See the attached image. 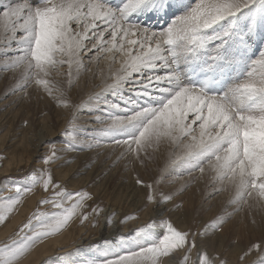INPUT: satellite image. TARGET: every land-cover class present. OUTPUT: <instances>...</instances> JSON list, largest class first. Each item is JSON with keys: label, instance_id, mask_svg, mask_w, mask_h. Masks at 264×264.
I'll return each mask as SVG.
<instances>
[{"label": "snow or ice", "instance_id": "snow-or-ice-1", "mask_svg": "<svg viewBox=\"0 0 264 264\" xmlns=\"http://www.w3.org/2000/svg\"><path fill=\"white\" fill-rule=\"evenodd\" d=\"M0 68L15 80L8 94L31 89L71 109L62 146L104 147L125 167L162 161L149 182L136 180L151 222L64 251L59 264H161L177 254L179 264H230L197 237L235 213L264 212V0H0ZM85 72L99 83L75 103L72 85ZM86 103L101 129L75 123ZM62 151L53 145L39 169L0 183V224L38 186L48 193L38 204L51 206L0 242V264H19L38 242L104 212L88 211L92 194L69 190L47 167ZM185 174V186L206 179L210 195L230 193L203 232L162 214ZM253 252L249 264H264V241L241 264Z\"/></svg>", "mask_w": 264, "mask_h": 264}, {"label": "rangeland", "instance_id": "rangeland-1", "mask_svg": "<svg viewBox=\"0 0 264 264\" xmlns=\"http://www.w3.org/2000/svg\"><path fill=\"white\" fill-rule=\"evenodd\" d=\"M3 71H5V70L3 68H0V72H3ZM7 81H8L7 85H11V87L13 86V84L15 82V81L10 82L8 79H7ZM3 90H5V88L1 90V93L3 92ZM38 99H41L42 101L38 100ZM45 100H46L45 98L43 100L42 98H39V97L37 99H33V97H31L30 102L32 101L33 104L31 103V105H30L32 107L30 115L32 116L33 120L31 121V124H30L31 127L30 126L27 127L26 130L23 129V125H25L24 124L25 122H23V110L19 111L20 113L21 112L22 113L21 114L18 113L16 115L15 119L11 118V119H9L10 121L7 119L0 126V183H2L8 177H12L13 179H19L23 175L29 174L32 170L39 169L40 166L43 165V163H44V157L49 154V149L53 145H55L57 148L62 147L60 142L65 140L64 129L68 126L70 115L68 114L69 117L67 116V121L65 120L66 124L63 125L62 127H59L58 124L61 125V123L64 122L62 119L65 116L61 117V115H58V122H57L55 120L54 108H53V106H49V105H52V103H54L53 100L51 98L46 100V102H45ZM40 101H41V104H40ZM36 102H37V104H36ZM75 103H77V102H75ZM41 107H43V108L45 107V108L44 109L42 108V110H41ZM47 107L51 110L49 111V109ZM39 109L41 110V112ZM45 109L49 112V114L47 111H44ZM34 111L38 112V113H35ZM70 111H71V109H70ZM70 111H69V113H70ZM39 113H42V114H39ZM80 113H82V112L77 113L78 119L75 121V123L77 125L81 124L83 126V124L86 122L82 121V118L84 116L79 115ZM36 114H38V115L36 116ZM52 114H53V116H52ZM43 117L45 118V122L44 121L42 122L41 118H43ZM50 118H51V120H50ZM34 119H36V120H34ZM33 121H35V122H33ZM47 121H49V122H47ZM51 121H52V123H51ZM33 123H35V124H33ZM42 124H45L44 127ZM41 125H42V127H40ZM52 126H55V127H52ZM12 129L14 130V133H13ZM39 130H41V131H39ZM42 130L46 131L45 132L46 134H52V132H55V134H52L51 135L52 137L50 139L48 138L49 140L47 139V141H46L47 143H44L41 145V147L43 146L42 148H38V150L36 152H33L35 150V145H36L37 140L36 139L31 140V138H36L37 136L44 134L43 133L44 131H42ZM23 132H25V133H23ZM23 136H25V138H26L25 139L26 141H24L26 145H23ZM28 139H30V141H32L33 143L29 142L27 144ZM29 144H30V146H29ZM64 146L67 149H65ZM64 146H63L64 151L58 153L59 159L56 160L55 162H53L52 165H48L47 167L52 168L55 178L57 180L61 181L62 183H64L65 186L69 190H83V191H86V192H89L92 194L93 199L89 201L90 207L87 209L88 211H91V207L99 205L101 208L104 209V212L101 213L99 216H93L89 221H85L83 224H81L77 220V221L71 223L70 227H68L66 230H63L60 233L54 234L52 236L50 235L49 237L38 242L32 249H34L37 246L45 243V241L50 240V239H54L58 236H61L62 234L71 236V238H68V239L63 238V239L59 240V243L61 242L60 244H62V246H59V243H57L55 245L57 247L54 248L55 251L53 250L52 253L46 254L45 256H43L44 258L41 257V259H38L35 262V264H44V262L49 257H51L49 264H59V255L62 254V252L69 250L75 246L88 245L91 242H100L103 238L108 237L106 235H102L103 236V238H102V236L100 235V232H99L100 229L102 230V229H104V227L106 228V226H107V228L109 226H111V224H113L114 218L116 220L118 229L119 228H120L119 230L123 229L124 231H122V232H128L137 226H142L144 222H151L150 217L153 215V211L151 209L152 207L150 209L148 207H147V209H144L145 207H143V204L139 205L138 208H134L131 210H125V211L124 210L117 211L116 210L117 208H112V206L109 204V202L112 201L109 198V196L111 195V193H113V189L117 190L118 186H116L115 183L110 180V177L107 180V178H108V176H106L107 174L104 175V179H103V182H104L103 187L104 188H102V189L107 190L106 192L108 193V195L107 194L103 195L101 192H99V190H97V191L91 190V186L94 185V187H96L100 183V181H102V179H100L99 181L97 179H96V181H94V180L89 181L90 180L89 179V180H87L89 183L86 181L85 183L83 182L84 184H82V183H76V181H75L76 177L84 176V174H82V173H76L74 171L71 173L67 172L65 174V176H60L59 175L60 172H58V171L68 169L69 165H71L74 162V159L64 157L65 156L64 153L66 151H68V146L66 144ZM31 150H33V151H31ZM81 151H83V149ZM5 167L6 168L8 167V170L3 171V169ZM101 175H103V174H101ZM147 175L149 176V179L144 178V177H140V178H142L143 180H146L145 182H149L156 174L155 175L147 174ZM133 179L128 178L126 181H127V183L130 180H131L130 182H133L134 181ZM186 179L188 180V178H186ZM93 182H95V183H93ZM134 183H136V181ZM74 184H76V187L73 186ZM193 185H194L193 182L188 183L186 186H185V182L180 183V186L177 187V192H176L177 197L175 198L174 203L170 204V207L168 206V208L166 207L167 205L166 206L164 205L165 207L163 208L162 214H164V215L170 214V217L172 219L177 220V222L181 223L182 226H184V227L191 226L193 232H203L204 231V227H203L204 225L209 224L213 219L217 218L219 214L221 215L223 207H221V204H220L221 200L218 198H220V195H223L222 194L223 191H220V192L216 193L215 195H212L209 198V201H208V199L200 201V200H198V196L196 195V189L193 188ZM216 185L220 187L219 183H217ZM208 186L211 188L210 185H208ZM219 187H217V188H219ZM142 189L145 190L143 187H142ZM29 195H34L32 198V200H33L32 202L27 201ZM29 195L25 197V202L19 206V207H23V212L19 213V216H20L19 220L16 223L14 222L16 225L13 223L12 226L10 227L11 230L8 229L7 233H4L3 236H0V240H1L0 242H4V241L8 240L9 238H11L15 234V232H17L19 230V227L22 225V223L26 222L27 217L30 216L37 209V207H40L42 210H45V211L51 210L50 205H39L38 204V201L40 199H43L45 196L48 195V193H45L42 190V188H40L38 186L34 190V192L30 193ZM209 195H210V192H209ZM143 201H144V197H141V202H143ZM18 208H17V210H15V212L12 213L11 216L18 214V212H19ZM228 209H229L228 210L229 212L232 211V209H230V208H228ZM142 210H144L145 212ZM139 212L142 215L139 214ZM113 213H115L114 216H112ZM180 213L182 215H180ZM108 215L112 216V223L111 224H109V223L107 224L106 218L109 217ZM239 215L242 216V219L240 218ZM246 215L248 216V218H250V212L248 210H246V211L244 210V211L235 213L230 218L226 219V221L222 224V226L219 229H215V230L209 229L207 231L206 237L205 236H198L197 237V244L198 245H205V246H207V248L209 250H211L213 252H224L228 257L230 264H241L239 257L243 254V252L246 251L252 244L260 243L261 241H264V239L261 241H252L251 239L248 240V236H250V235L247 234V230L250 231L249 233H251L253 235V231H251V230H253V228L250 229L249 226L246 228L247 223L251 222V221H248V218L246 217ZM11 216L9 215V217L6 219L4 224H7L10 222V220L12 218ZM122 216H123V219H122ZM125 216H132L133 219H130L125 223H121V221L124 220ZM244 217L247 218V222H245L246 220ZM102 219H104L105 221ZM134 219H136V220H134ZM235 219H236V222H235ZM249 220H251V219H249ZM104 222H106V223L103 226ZM231 222H232V224H231ZM243 223H244V226H242ZM259 224H261V226L259 225V227H260L259 229L262 230L264 228L263 227L264 225H262V224H264V222L259 223ZM98 226H101V227H98ZM245 229H246V231H244ZM82 230H84V231L82 232ZM94 233H96V234H94ZM75 234H78V235L76 236ZM218 234L220 235V237H221V235L223 237V238L221 237L220 241L217 239V237L219 236ZM82 235H84V236H82ZM89 236H90V238H89ZM96 236H97V238H96ZM67 237H69V236H67ZM81 237L84 239H82ZM81 239L83 240L82 242H81ZM236 244L238 245V247L240 245V248H238L239 250H237V251L232 250V248L235 247ZM32 249L29 251V253L32 251ZM258 255L259 254L257 252H253L252 254H250L249 257H247L245 259L243 264H249V262H255L258 258ZM176 256H177V260L175 263H166V259L168 257H163V258H161V264H179V260L182 259V257L179 256L178 254Z\"/></svg>", "mask_w": 264, "mask_h": 264}, {"label": "bare ground", "instance_id": "bare-ground-1", "mask_svg": "<svg viewBox=\"0 0 264 264\" xmlns=\"http://www.w3.org/2000/svg\"><path fill=\"white\" fill-rule=\"evenodd\" d=\"M88 60V57L86 56L85 57V61ZM92 67H95L94 65ZM7 79L12 82V81H15L13 79V76H12V73L11 72H8V71H3V72H0V93H1V90L5 88V90H3V92L0 94V126L4 123L5 120H9V119H15L16 115L18 113H20L19 111H22L23 110V122H25L23 125V129L26 130L27 127H31V121L33 120L32 119V116L30 115V112H31V103L32 101L30 102V99L31 97H33V99H37L38 97L39 98H42L44 100V98L46 100L50 99V97L48 98L47 95L43 94L42 92H37L35 90H29L30 92V95L29 97H24L21 93L19 92H16V93H13V94H8L11 89L14 87L15 85V82L13 84V86L11 87V85H7L8 81ZM57 79H61L64 81L65 84H67V78L66 77H57ZM9 82V83H10ZM99 83V80H94V79H90L89 77V74L87 72L85 73H82L78 79V82L74 81L73 85H72V89H71V92H70V95L72 97V100L74 102H77L79 103L81 100H84V101H87V98H88V95L89 93L91 92H94L96 91V85ZM5 94V95H4ZM7 96V97H6ZM38 100H41V99H38ZM37 100V101H38ZM45 100V102H46ZM53 100V99H52ZM42 101V100H41ZM41 101H40V104H41ZM48 102V101H47ZM54 103H52V105H49V106H53L54 108V113H55V120L58 122V115H61L62 116H65L63 117V123L58 124L59 127H62L63 125L66 124L65 120L67 121V116L69 117L70 113V109H67V108H64V107H60V106H57V103L55 101H53ZM43 103V102H42ZM33 104V103H32ZM37 104V102H36ZM44 104V103H43ZM38 106V105H37ZM43 107H41V110H42ZM45 108V107H44ZM43 108V109H44ZM48 108V107H47ZM85 108L87 109L86 111H82V113H80L79 115L81 116H84L82 118V121L86 122L83 124V127L85 129H88V130H99L103 127L102 124H100L97 120H96V117L100 115L99 112L97 111H94L92 110L93 109V106L92 105H89V104H85ZM49 109V108H48ZM34 110V109H33ZM40 110V109H39ZM40 110V112H41ZM51 109H49L50 111ZM44 111H47L46 109ZM35 112V111H34ZM48 112V111H47ZM71 112V111H70ZM22 113V112H21ZM20 113V114H21ZM35 113H38V112H35ZM43 113V112H42ZM42 113H39V114H42ZM33 114V113H32ZM49 114V112H48ZM69 114V115H68ZM38 114H36L37 116ZM31 116V117H30ZM53 116V114H52ZM78 116V115H77ZM51 117V116H50ZM42 119V122L44 121L45 122V118H41ZM53 119V118H52ZM36 120V119H34ZM51 120V118H50ZM10 121V120H9ZM8 121V122H9ZM12 121V120H11ZM41 121V120H40ZM53 121V120H52ZM51 121V123H52ZM61 121V120H60ZM13 122V121H12ZM35 122V121H33ZM38 122V121H37ZM41 122V123H42ZM49 122V121H47ZM17 123V122H16ZM13 124V123H12ZM35 124V123H33ZM32 124V125H33ZM37 124V123H36ZM80 124V123H79ZM43 127L45 124H42ZM42 125L40 127H42ZM81 125V124H80ZM12 126V125H11ZM15 126V125H14ZM13 127V126H12ZM52 127H55V126H52ZM48 128V127H47ZM11 129V128H10ZM30 129V128H29ZM41 129V128H40ZM52 129V128H51ZM13 130V129H12ZM11 130V131H12ZM37 130V129H36ZM54 130V129H53ZM52 130V131H53ZM23 131V130H22ZM41 131V130H39ZM44 131V130H42ZM61 131V130H60ZM16 132V131H15ZM46 131H44L42 135L40 136H37L36 138H31V140L33 139H36L37 142H36V145H35V150H31L33 152H36L38 150V148H42L41 145L44 144V143H47V139L51 138L52 134H55V132H52V134H46L45 133ZM13 133H14V130H13ZM19 133V132H18ZM25 133V132H23ZM28 133V132H27ZM33 133V132H32ZM36 133V132H35ZM51 133V132H50ZM23 135V134H22ZM39 135V134H38ZM39 137V138H38ZM60 137V136H59ZM38 138V139H37ZM25 136H23V145H26L24 141L25 140ZM48 139V140H49ZM29 142H32L30 141V139L27 140V144ZM33 143V142H32ZM35 143V142H34ZM16 144V143H15ZM30 146V144H29ZM64 146V145H63ZM62 146V147H63ZM65 149H67L65 146H64ZM34 149V148H33ZM14 152V151H13ZM64 153V152H63ZM66 153V154H65ZM64 153V157L66 158H71V159H74V162L69 165L68 169H64V170H59L58 172L60 176H65V174L68 172V173H71V172H76V173H82L84 174V176H79V177H76L75 181L76 183H82L84 184L87 180L91 181V180H94L96 181V179L99 181L100 179H102V181H100V183L94 187L91 186V190H99V192H101L103 195H108V193L106 192L107 190H104L102 188L103 187V179H104V175L107 174L106 176H108L107 180L109 179L110 177V180L113 181L115 183L116 186H118L117 190H114L113 189V193H111V195L109 196V198L112 200L111 202H109V204L112 206V208H117L116 210L119 211V210H131V209H134V208H138L139 205L141 204H144V201L141 202V197H144V194H145V191L146 190H143L142 189V186L134 183L137 179V176L139 177H144V178H147L149 179V176L147 174H150V175H155L157 173V169L159 166H162V161L158 162V163H150L146 168H142V167H139L138 165H128L127 167H125L124 165V162L121 161L120 163H117V164H114V161H115V155L114 153H112L109 149L107 148H104V147H101V148H92V149H89L86 145L85 147L83 148V151H81V149H76V150H73L71 148L68 147V151H66ZM30 155V154H29ZM63 155V154H62ZM64 159V158H63ZM65 160V159H64ZM63 160V161H64ZM62 163V162H61ZM5 170H8V167L4 168L3 171ZM103 174V175H101ZM78 176V175H77ZM128 178H131L133 179L134 181L133 182H130L128 181L127 183V179ZM188 178L187 174L184 175L183 178H179L177 177V183L175 184V186H172L174 188V190L177 192V187L180 186V183H184ZM146 181V180H144ZM84 182V183H83ZM88 182V181H87ZM89 183V182H88ZM95 183V182H93ZM193 188L196 189V195L198 196V200L200 201H203L205 199H208L209 201V198L212 196V195H209V192L211 193L212 192V187L210 188L207 184V180H203V181H197V182H193ZM73 186L76 187V184H74ZM105 186V185H104ZM216 187H219L216 185ZM221 187V185H220ZM219 187V188H220ZM223 195H220V199L221 202V207L224 208V206L226 205V201L228 200L229 198V191L225 190L222 192ZM34 195H29L28 196V202H32V198H33ZM177 197V196H176ZM188 199V198H187ZM191 201V200H190ZM219 202V201H218ZM109 206V205H108ZM116 206V207H115ZM166 206V205H165ZM165 206H162V208H164ZM168 206L170 207V204H168L166 207L168 208ZM149 209L151 208V206L148 207ZM166 208V209H167ZM19 212L18 214L14 215V216H11L12 214H10V217L11 220L9 223L7 224H0V236H3L4 233H7V230L10 229V227L12 226V224L15 222H17L20 218L19 216V213H22L23 212V207H19ZM111 209V208H110ZM144 209H147V208H144ZM152 209V208H151ZM231 209V208H230ZM17 210V209H16ZM184 210V209H183ZM229 210V209H228ZM135 211V210H134ZM133 211V212H134ZM137 211V210H136ZM144 211V210H142ZM141 211V212H142ZM148 211V210H147ZM146 211V212H147ZM150 211V210H149ZM180 211V210H179ZM246 211V210H245ZM15 212V211H14ZM128 212V211H127ZM145 212V211H144ZM111 213V212H110ZM126 213V212H125ZM166 213V212H165ZM246 213V212H245ZM139 214H141L139 212ZM145 214V213H144ZM147 214V213H146ZM21 215V214H20ZM142 215V214H141ZM180 215H182L180 213ZM220 215V214H219ZM218 215V216H219ZM109 216V215H108ZM120 216V215H119ZM240 218L242 219V216L239 215ZM244 216V215H243ZM141 217V216H140ZM145 217V216H144ZM180 217V216H179ZM246 217L248 218V216L246 215ZM245 218V217H244ZM247 218H245V222H247ZM107 219V218H106ZM122 219H123V216H122ZM251 219V220H249ZM104 220V219H102ZM136 220V219H134ZM133 220V221H134ZM105 221V220H104ZM138 221V220H137ZM177 221V220H176ZM234 221V220H233ZM248 221H251L250 223H247L246 225V228L249 226L250 229L253 228V235L251 233H249L250 231L247 230V234L250 235L248 236V240L251 239L252 241H261L263 240L264 238V228L262 230H260L259 228V225L261 226V224L259 223H262L264 222V212H256V211H253V212H250V218H248ZM103 222V221H102ZM135 222V221H134ZM133 222V223H134ZM235 222H236V219H235ZM14 223V224H15ZM106 222L103 223V226L105 225ZM75 224V223H74ZM100 224V223H99ZM108 224V223H107ZM232 224V222H231ZM16 225V224H15ZM14 225V226H15ZM264 225V224H262ZM244 226V223L243 225ZM98 227H101V226H98ZM264 227V226H263ZM127 228V227H126ZM125 228V229H126ZM255 228V229H254ZM262 228V227H261ZM98 229V228H97ZM96 229V230H97ZM120 229V228H119ZM118 227H117V223H116V220L114 218L113 220V224H111V226H109L107 228L104 227V229H100V235H106V236H109L110 234H112L113 232H116V233H121L122 231H124L123 229L119 230ZM244 229V228H243ZM11 230V229H10ZM80 231V230H79ZM84 230H82L83 232ZM89 231V230H88ZM94 231V230H93ZM246 231V229L244 230ZM10 232V231H9ZM219 233V232H218ZM96 234V233H94ZM76 236L78 234H75ZM99 235V236H100ZM217 235V234H216ZM219 235V234H218ZM52 236V235H51ZM69 236V237H67ZM84 236V235H82ZM73 237V236H72ZM87 237V236H86ZM94 237V236H93ZM222 237V235H221ZM220 235L217 237V239L220 241L221 239ZM4 238V237H3ZM68 239V238H71L70 235H65V234H62L61 236H58L54 239H50V240H47L45 241V243L37 246L36 248L32 249V251L30 253H28V255H26L25 257H23L20 261H19V264H35V262L38 260V259H41V257L45 256L46 254H49V253H52V251L54 250L55 251V246L57 243H59V240L61 239ZM82 238V237H81ZM90 238V236H89ZM88 238V239H89ZM95 238V237H94ZM97 238V236H96ZM103 238V236H102ZM210 238V237H209ZM223 238V237H222ZM5 239V238H4ZM84 239V238H82ZM81 239V242L83 241ZM228 239V238H227ZM212 240V239H211ZM1 241V240H0ZM92 241V240H91ZM247 241V240H246ZM80 242V241H79ZM61 243V242H60ZM59 243V246H62V244ZM86 243V242H85ZM216 243V242H215ZM247 243V242H246ZM74 244V243H73ZM218 244V243H217ZM51 245V246H50ZM65 245V244H64ZM69 245V244H68ZM70 246V245H69ZM62 248V247H61ZM234 248V249H233ZM232 250H239L238 248H240V245L238 247V245L236 244L235 247H233ZM63 250V249H62ZM67 251V250H66ZM63 253V252H62ZM51 255V254H50ZM44 258V257H43ZM47 259V258H46ZM177 260V256H172V257H168L166 259V263H175ZM40 263V262H39Z\"/></svg>", "mask_w": 264, "mask_h": 264}]
</instances>
